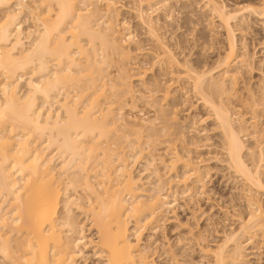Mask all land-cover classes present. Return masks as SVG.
<instances>
[{
    "label": "bare ground",
    "instance_id": "6f19581e",
    "mask_svg": "<svg viewBox=\"0 0 264 264\" xmlns=\"http://www.w3.org/2000/svg\"><path fill=\"white\" fill-rule=\"evenodd\" d=\"M14 1L0 0V264H78L77 259L84 257L83 250L88 247L103 259V264H156L152 250L142 244L143 226L175 204L177 188L182 195L194 193L196 184L203 180L200 167L191 157L170 145L171 149L161 151L158 159L169 171L181 164L180 174L164 177L150 151L146 152L150 157L146 167L154 177L151 188H144L140 176L132 174L129 160L141 158L140 137L148 131L146 141L147 136L153 138L157 118L145 117L142 109L137 110L142 115L139 118L128 116L122 113L123 104L114 106L123 95L129 96V102H136L131 81L139 80L144 86L146 73L144 69L129 73V59L142 54L143 49L141 44L136 45L139 41H135L133 32L127 30V20L119 18L121 0H34L43 10L29 9L35 21L29 29L22 27L20 19L27 1ZM203 1V7L224 27L227 45L213 66L196 69L191 63L184 62L185 67L179 63L184 72L177 76L190 83V89L220 130L226 166L249 187L244 197L249 212L237 218L239 226L225 231L223 241L215 247L199 244L202 253L211 259L198 264H244L242 237L252 238L254 232L264 236V205L256 197L264 192V137L255 117L245 120L237 116L225 95L230 98L235 91L236 75L232 70L236 62L248 66L254 58L246 51L237 54L233 22L243 12L264 20V0L232 9L221 0ZM135 4L137 20L159 46L157 53L153 50L156 63L165 59L164 63H170L161 62L165 67L178 65L158 31L160 14L156 15L162 10L169 18L171 1L135 0ZM129 42L135 44L136 54L129 49ZM110 50L117 55L119 65L116 79L113 77L116 82L106 79V71L104 74L114 57ZM107 59L108 64L103 65ZM26 74H30L28 87L20 94L18 82ZM226 80H230L229 86ZM112 90L122 91L117 93L121 98H116ZM166 92L170 94L166 88L163 99L167 98ZM262 95L261 100L250 95L254 109L264 104ZM145 96V104L157 112L152 95ZM165 123L160 129L167 127ZM40 136L43 140L40 138L39 143ZM248 138L254 140V146H247ZM167 154L169 158L165 159ZM78 186L85 192V202L70 193ZM4 201L9 211L2 207ZM72 207L90 217L95 237L84 234V225L74 218ZM154 228L149 227L151 231ZM11 233L19 237L15 244L9 238Z\"/></svg>",
    "mask_w": 264,
    "mask_h": 264
},
{
    "label": "rangeland",
    "instance_id": "374dc122",
    "mask_svg": "<svg viewBox=\"0 0 264 264\" xmlns=\"http://www.w3.org/2000/svg\"><path fill=\"white\" fill-rule=\"evenodd\" d=\"M25 1H27L26 4H28V7L26 9L27 11L24 9L26 12H23L27 15L25 14V16L22 13L20 19H22V27L29 29L32 28L34 25L33 23H35L29 9L33 8L35 11L37 10L39 12L42 11L43 8L42 6L39 8L34 4V0L33 2L32 0ZM170 1L173 7H171L172 13L170 12L171 15L169 18H165V13L163 14L164 11L162 10H159L158 14L152 12L154 13L152 14L154 18L156 15L160 14L159 22L161 28L158 31L162 32L163 40L165 39L166 41L165 44L169 46L174 58L178 60V65L173 64L170 66L169 62L164 63L166 60L161 59L163 64L169 63V67H167L168 65L165 67L160 60V65L156 63L158 61H156L155 56H153V52H155L153 50H157L159 46H155L157 41L148 36L147 29L145 27L143 28L137 20L136 13H134V7H136L134 6L136 5L135 0H121L120 4L122 6L119 9V18L121 21L127 20V30L129 29L128 31L133 32V38L135 41H139V43L136 42V45L141 44L139 46H142L141 48L143 49L142 54H136V49H134L136 48V46H134L135 42L133 41L134 43H131V41L128 43L129 49L131 48L130 50L137 55H134L132 59H129V63H127V66L131 68L129 73L131 72L134 74L142 69H144L146 73L143 77L144 82L142 80L144 86L141 85L142 83L139 80L132 79L131 81L134 90L133 95L137 96L136 102H129L128 95V97L126 95V97H123L124 95L122 98L119 97L118 95L122 92H120V90H117L118 95L115 92L116 90H112V92L116 93L114 94L116 98H121V101L120 99L119 101L117 100L118 102H116L114 106L116 105L115 107H118L123 104V114L139 118L142 115H140L137 110L142 109V112H145V117L157 118V120H155L157 122H155L156 124L154 126L157 132L153 136L154 139L151 135L150 137L152 140L147 136L149 141H146L147 138L145 134L148 131H144L140 137L141 145H139L140 147L142 146L141 148H143L144 153L142 152V154H140L141 156H138V158H141L135 161H128L133 164H130L132 174L137 175L136 177L140 176L142 181L141 184L144 188H151L150 185L153 184L151 182L154 181V177H152V174L149 172V166L146 167V160L150 158L146 153L147 151H150L152 154L154 153L157 158V161L154 163L157 164L156 167L160 170V173L164 174V177H168V175L172 176V174L175 175L176 173L180 174L183 170V168L180 167L181 164H176V168L174 167L175 169L173 168L169 171V169L164 167V164L159 161V153L161 151L163 153L164 149L169 145L171 147L175 146V148L181 152L180 154L189 155L193 162L200 167L203 180V183L201 182L202 186L200 187L201 183H199V185L196 184L194 193L190 192L192 195L190 193L187 194V192V195H182V193H180L181 189L179 188V190L177 188V193L179 194H175V204H173L171 208L154 216L152 219H148V222L143 226V230H141L142 244H147L149 250H152L151 257L156 264H198L211 259L210 256H206L202 253L199 244L204 242L215 247V245L223 241V234L225 231L228 232L230 229H236L239 226V220L237 218L240 216H247L249 208L246 198L244 197H246L245 194L249 187L243 183L240 176L235 175V173L231 171L232 169L226 166L227 164L224 162L225 154L222 149V135L213 121L214 119L210 116V112L201 104L196 94L193 93V89H190V83L179 78V75L177 76L179 72H184L180 64L185 67L187 62V65L191 63L190 66L196 69H202V67L206 69L213 66L214 60L223 52L227 45L228 36L226 31L224 27L220 25L217 18L203 7V0ZM221 1H223L229 9L245 3H258L257 0ZM12 2L15 3L14 0H12ZM13 3L12 6L14 8L15 6ZM33 6L35 8L37 6V8L35 9ZM2 12L3 11H0V15ZM258 17L257 15L243 12L239 14L236 23L233 22L237 54L240 55L246 51L254 58L248 66L240 63L239 60L236 62L232 70L236 75L234 79L235 87L233 86L235 91H232L234 96L232 94L229 95L230 98H227L225 95V101L226 103L228 102L232 112H235L236 115L238 114L237 116L241 115L240 117H244L245 120H249L254 116L258 129L261 131V136L264 137V104L254 109L251 102L252 99H250V95L252 94L255 98L261 100L262 94L264 93V20ZM127 25L129 27H127ZM125 30L123 31L122 29L123 33L126 32ZM84 40L85 38H83L82 41L84 42ZM157 52L158 50L155 53ZM109 54L110 56L112 54L114 57L112 58L111 56L112 59L109 57L108 59H111L110 62L107 59L106 63L103 64L110 63V65H106L108 67H106V70L104 69V74L106 71V74H108L106 79H114L118 75L117 66L119 65L117 64L118 61H115L117 60V57H115L116 54L112 53L111 50ZM134 64L138 67L134 68ZM175 65L179 66V68L174 67ZM171 73H173V76L174 73H176L175 77L171 76ZM217 74H215V76ZM29 75H24L22 80L18 82L20 94L27 90L28 86L26 83L30 77ZM33 77L35 78V76ZM226 82L227 85L228 83L230 84V80H226ZM180 83L182 85H180ZM168 84H170V87H166ZM185 87L186 89H184ZM108 88L107 86L105 87L107 95L109 93V91H107ZM166 88L167 91H170V94L166 92L167 98L163 99V93ZM179 88H182L181 92ZM109 90L111 91V89ZM112 92L111 95L113 94ZM139 93L141 95L143 94V97L141 95L139 96ZM145 95H152L151 101L153 104L156 103L155 107H157V112H155L156 108L154 110V108L148 106L147 103L145 104ZM147 96L145 97L147 98ZM112 97L109 98L113 99ZM115 97L114 99L116 100ZM133 103L136 104L134 105ZM131 104L136 107L132 109ZM171 117L175 118L173 119V121L175 120L174 122ZM164 123L167 125V127L165 126L167 129L165 127H163L164 129H160L164 126ZM248 131H251V129ZM153 132H155V130ZM119 134L121 138L122 132H119ZM115 135L117 136V134ZM131 136L133 135H130V138L134 137ZM40 138L42 139L43 137H39V143L41 142L39 141ZM113 139L115 140V138ZM253 141L254 140L251 138H248L246 140L247 146H254ZM121 145L124 144L122 143ZM171 147L167 149H171ZM170 151L171 150H169V152ZM168 155L169 154L165 155V157L163 155V157L167 159L169 158ZM248 162H250V159H248ZM55 163L57 164V162ZM144 167H146V169ZM75 189H77V193L73 191L74 188L70 189V193L73 196L79 195L82 198L80 201L85 202V192L81 190L79 186ZM197 189L199 190L197 191ZM175 197L173 196L171 198ZM256 197L259 199V202L264 205V192H259L256 194ZM2 207L5 211H9L8 203L5 202L4 205L2 204ZM72 210L73 215L76 216L74 218L84 225V234L87 237H95L96 234L91 226L90 217L76 210L74 207H72ZM152 225L155 226V231L149 229ZM148 234L150 237H148ZM198 237L201 239L200 243ZM9 238L12 240V244H15L17 239H19L16 233H11ZM241 240L243 241L244 247V264H264V236L260 232H254L252 238L243 236ZM91 249V247L84 248L83 252L85 255L83 256L85 258H78V264L104 263L103 259H98L96 255H94L93 249ZM1 260L0 255V261Z\"/></svg>",
    "mask_w": 264,
    "mask_h": 264
}]
</instances>
